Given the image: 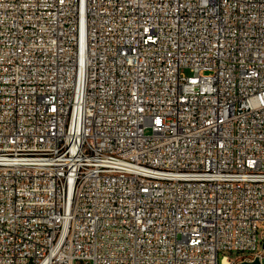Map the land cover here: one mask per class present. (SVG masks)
I'll use <instances>...</instances> for the list:
<instances>
[{
	"label": "built area",
	"instance_id": "obj_1",
	"mask_svg": "<svg viewBox=\"0 0 264 264\" xmlns=\"http://www.w3.org/2000/svg\"><path fill=\"white\" fill-rule=\"evenodd\" d=\"M262 224L264 0H0V264H264Z\"/></svg>",
	"mask_w": 264,
	"mask_h": 264
},
{
	"label": "rangeland",
	"instance_id": "obj_2",
	"mask_svg": "<svg viewBox=\"0 0 264 264\" xmlns=\"http://www.w3.org/2000/svg\"><path fill=\"white\" fill-rule=\"evenodd\" d=\"M184 73H185L187 76H189V72H188V71H184ZM147 133H149V132H147ZM263 233H264V224L260 225V231H259V234H260V235H262ZM230 257H231V259H232L233 261H235V260L239 257V255L234 254V255H230Z\"/></svg>",
	"mask_w": 264,
	"mask_h": 264
},
{
	"label": "water",
	"instance_id": "obj_3",
	"mask_svg": "<svg viewBox=\"0 0 264 264\" xmlns=\"http://www.w3.org/2000/svg\"><path fill=\"white\" fill-rule=\"evenodd\" d=\"M263 249H264V245H263ZM243 264H261V263L259 259H256L254 263H243Z\"/></svg>",
	"mask_w": 264,
	"mask_h": 264
}]
</instances>
